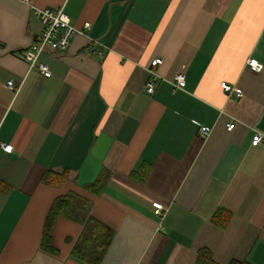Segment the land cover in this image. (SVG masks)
<instances>
[{"label":"crops","instance_id":"1","mask_svg":"<svg viewBox=\"0 0 264 264\" xmlns=\"http://www.w3.org/2000/svg\"><path fill=\"white\" fill-rule=\"evenodd\" d=\"M62 7L77 29L90 28L67 52L42 55L52 72L44 78L24 53L43 31L35 10ZM201 127L211 129L207 139ZM257 133L264 0H0V264H82L72 254L77 222L55 223L54 253L41 246L52 204L70 193L90 200L91 215L114 232L100 264H198L203 251L217 264H264ZM48 174L63 181L47 183ZM99 177L104 189L92 194ZM155 202L168 207L163 218ZM218 211L225 228L213 222Z\"/></svg>","mask_w":264,"mask_h":264},{"label":"built area","instance_id":"2","mask_svg":"<svg viewBox=\"0 0 264 264\" xmlns=\"http://www.w3.org/2000/svg\"><path fill=\"white\" fill-rule=\"evenodd\" d=\"M35 15L42 24L43 31L38 37L37 42L24 53V57L29 65V69L32 70L37 68L44 78H50L52 72L49 69L48 65L41 61L42 55L47 51L65 53L68 51L71 41L75 35H84L89 30V25L83 30L77 29L73 26L70 18L65 13L64 7L58 10L52 9H36ZM163 60L157 58L152 61L150 73L155 75V69L162 65ZM248 68L253 72H261L263 70L262 64H260L256 59H251L248 61ZM176 88L185 89L187 85L186 77L183 73H178L174 77ZM8 90L18 93L20 86H18L14 81H9L6 84ZM156 85L154 79H151L145 90L148 94L152 95L155 92ZM223 91L230 97L240 98L243 96V91L240 88L232 87L226 83L222 84ZM235 124H230L228 130H233ZM199 135L203 139H207L211 135V129L208 127H201L199 130ZM264 144V136L260 133H257L252 141L253 146H259ZM1 148L5 153H12L13 146L2 144ZM154 214L163 218L168 212V207L161 202L153 203Z\"/></svg>","mask_w":264,"mask_h":264},{"label":"trees","instance_id":"3","mask_svg":"<svg viewBox=\"0 0 264 264\" xmlns=\"http://www.w3.org/2000/svg\"><path fill=\"white\" fill-rule=\"evenodd\" d=\"M55 179L63 178L48 174L44 181L50 182V177ZM51 177V178H52ZM105 180L99 177L98 180L88 187V191L92 194H100L104 189ZM0 191H6L3 183L0 182ZM92 202L80 195L70 193L69 195L57 198L51 206L46 219L43 237L42 249L48 253H54L52 246V229L55 223L61 219H68L77 222L83 226L82 234L74 246L73 256H75L82 264H100L104 258L110 244L114 238V232L104 226L91 215ZM226 215L218 211L213 222L222 228L227 225ZM198 264H217L213 261L208 252H201L198 258ZM233 264H249V263H233Z\"/></svg>","mask_w":264,"mask_h":264}]
</instances>
